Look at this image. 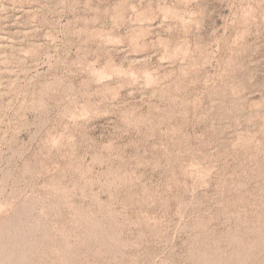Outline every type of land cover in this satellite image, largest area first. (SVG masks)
I'll list each match as a JSON object with an SVG mask.
<instances>
[{"label":"rangeland","instance_id":"1","mask_svg":"<svg viewBox=\"0 0 264 264\" xmlns=\"http://www.w3.org/2000/svg\"><path fill=\"white\" fill-rule=\"evenodd\" d=\"M0 264H264V0H0Z\"/></svg>","mask_w":264,"mask_h":264},{"label":"bare ground","instance_id":"2","mask_svg":"<svg viewBox=\"0 0 264 264\" xmlns=\"http://www.w3.org/2000/svg\"><path fill=\"white\" fill-rule=\"evenodd\" d=\"M3 255V254H2ZM23 258V257H22Z\"/></svg>","mask_w":264,"mask_h":264}]
</instances>
